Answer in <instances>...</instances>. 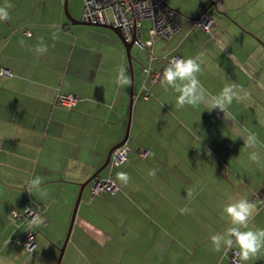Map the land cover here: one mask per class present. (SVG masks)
<instances>
[{"label":"crops","instance_id":"0c3cea01","mask_svg":"<svg viewBox=\"0 0 264 264\" xmlns=\"http://www.w3.org/2000/svg\"><path fill=\"white\" fill-rule=\"evenodd\" d=\"M162 1L178 28L151 38L142 20L130 71L112 29L70 22L81 20L83 0H0L11 6L0 21V68L12 72L0 75V257L9 264H230L237 246L217 252L211 237L233 226L223 209L240 198L254 204L242 230L264 228V167L250 160L264 157V0ZM204 8L211 31L193 24ZM41 38L46 53L35 51ZM173 55L198 58L206 97L234 83L240 99L225 112L207 100L179 107L178 93L142 70L165 68ZM122 68L128 86L116 83ZM57 93L77 98L64 106ZM126 129L127 162L96 176L111 173L118 189L92 194L88 179ZM249 133L254 148L244 144ZM35 202L43 221L28 251L11 211ZM238 258L264 264V249Z\"/></svg>","mask_w":264,"mask_h":264},{"label":"built area","instance_id":"2783aa9c","mask_svg":"<svg viewBox=\"0 0 264 264\" xmlns=\"http://www.w3.org/2000/svg\"><path fill=\"white\" fill-rule=\"evenodd\" d=\"M216 7H222L221 1L215 2ZM81 20L90 23H99L118 27L122 36L129 41L132 36H139L142 20H149L150 26L148 32L151 38H167L172 35L178 28L173 19V10L162 0H83ZM215 19L207 8L202 9L194 18L193 24L201 27L206 31H211ZM29 34V32H27ZM136 44L142 47L144 44L136 41ZM181 58L178 55L169 56L167 64L173 58ZM165 67V68H166ZM151 69L149 66H142L143 73L152 80H161L163 71ZM0 75L11 76L12 72L8 69L0 68ZM145 97V93L142 94ZM73 94L57 93L55 103L64 106H70L76 100ZM129 146L126 142L115 147L110 154L108 166L110 168L121 165L128 160ZM143 154V152H141ZM118 189L114 176L109 173L104 177H95L90 190L92 194L101 192L113 193ZM44 204L35 202L32 207H28L24 212L11 211V217L21 220L24 224L23 229V246L32 251L35 247V224L43 221ZM230 264H242L238 258L237 250H231L229 255Z\"/></svg>","mask_w":264,"mask_h":264},{"label":"clouds","instance_id":"9594fccd","mask_svg":"<svg viewBox=\"0 0 264 264\" xmlns=\"http://www.w3.org/2000/svg\"><path fill=\"white\" fill-rule=\"evenodd\" d=\"M10 5L0 7V21H6L9 18L8 8ZM23 46V41H20ZM37 53H46L47 46L43 44L41 38L40 44L36 47ZM201 71V65L198 63V58H173L169 61L167 67L163 71L162 86L165 91L169 88L174 89L177 96V105L184 107L185 105H196L201 102L209 103L211 106L209 111L213 108H218L225 112L234 99H240L236 88L237 85L229 84L223 87L221 92L215 96L206 97V91L203 88L198 73ZM116 83L120 86H128L131 84V78L127 75L126 69H121L116 77ZM259 143L258 137L255 133H249L244 139V144L248 147L254 148ZM250 160L258 167H264V157L253 151L250 155ZM155 170H150L149 175L155 176ZM118 180L127 185L130 177L127 173L121 172L117 174ZM42 181L39 177H35L30 181V186L39 188ZM192 197V192L187 193ZM224 212L230 219L233 225L226 234L218 233L211 237L212 244L217 252L222 249H231L235 244L238 248V254L242 261L247 262L250 259L257 257L258 253L264 249V228L244 231L250 219L254 215V204L247 198H240L234 202L228 203L224 207ZM181 213L190 212L191 209L184 207L180 209ZM0 264H9V262L0 257Z\"/></svg>","mask_w":264,"mask_h":264},{"label":"water","instance_id":"95a60500","mask_svg":"<svg viewBox=\"0 0 264 264\" xmlns=\"http://www.w3.org/2000/svg\"><path fill=\"white\" fill-rule=\"evenodd\" d=\"M65 13H66V9H65ZM68 18H69L70 22H72V23H84V24H90V25H98V26H103V27H107V28H109V29H112V30L116 33V35L118 36V38L120 39V41L122 42V44H123V46H124V49H125V52H126V56H127V59H128V64H129L130 71H131V54H130V49H131L132 45H133L134 43H136V41L139 40L138 37H136V36H132L131 39H130L129 41H126V40L124 39V37L122 36V34H121V32H120V30H119L118 27H114V26H110V25H105V24H99V23H90V22H87V21H84V20H76V19H73V18H71V17H69V16H68ZM131 76H132V74H131ZM130 94H132V89H131V88H130ZM127 137H128V129H126L125 134L123 135L122 139H121L120 141H118L115 145H113V146L108 150V152H107V154H106V157H105L103 163H102V164L100 165V167H99V168H98V169H97V170H96V171L90 176V178H89L88 180L93 179V178H95V177L98 175L99 171H100L101 169H103V168L106 166V164L108 163V160H109V158H110L111 151H112L115 147H117V146L123 144L124 142H126ZM77 200H78V199H77ZM74 212H75V210H74L73 213H72V219L74 218Z\"/></svg>","mask_w":264,"mask_h":264},{"label":"rangeland","instance_id":"374dc122","mask_svg":"<svg viewBox=\"0 0 264 264\" xmlns=\"http://www.w3.org/2000/svg\"><path fill=\"white\" fill-rule=\"evenodd\" d=\"M136 46H133L132 48H135ZM137 49V48H136Z\"/></svg>","mask_w":264,"mask_h":264},{"label":"trees","instance_id":"16d2710c","mask_svg":"<svg viewBox=\"0 0 264 264\" xmlns=\"http://www.w3.org/2000/svg\"><path fill=\"white\" fill-rule=\"evenodd\" d=\"M216 1H218V0H216ZM170 7V6H169ZM173 10V9H172ZM199 14V13H198Z\"/></svg>","mask_w":264,"mask_h":264}]
</instances>
